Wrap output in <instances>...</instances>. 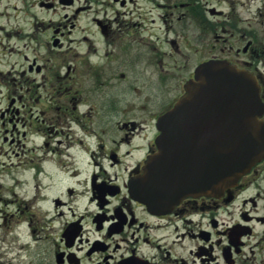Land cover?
Returning <instances> with one entry per match:
<instances>
[{
	"label": "flooded vegetation",
	"instance_id": "flooded-vegetation-1",
	"mask_svg": "<svg viewBox=\"0 0 264 264\" xmlns=\"http://www.w3.org/2000/svg\"><path fill=\"white\" fill-rule=\"evenodd\" d=\"M218 2L98 0L79 37L93 6L38 0L64 15L35 13L31 30L53 33L30 55L13 45H28L25 8L0 0V219L22 221L39 264H264V160L220 197L154 210L133 194L203 63L244 70L264 122V0ZM192 136L212 150V133Z\"/></svg>",
	"mask_w": 264,
	"mask_h": 264
},
{
	"label": "water",
	"instance_id": "water-1",
	"mask_svg": "<svg viewBox=\"0 0 264 264\" xmlns=\"http://www.w3.org/2000/svg\"><path fill=\"white\" fill-rule=\"evenodd\" d=\"M261 113L258 84L244 70L227 61L203 63L159 118L158 151L134 182V196L154 210L185 197L222 196L264 160ZM198 132L214 135L212 150L194 151Z\"/></svg>",
	"mask_w": 264,
	"mask_h": 264
},
{
	"label": "rangeland",
	"instance_id": "rangeland-1",
	"mask_svg": "<svg viewBox=\"0 0 264 264\" xmlns=\"http://www.w3.org/2000/svg\"><path fill=\"white\" fill-rule=\"evenodd\" d=\"M10 4L13 2L17 4L20 7H24L25 11L20 14V21L22 26L26 28L25 32V38L26 41L28 42L27 48H21L20 46L22 45V42L14 43V47H17L19 45V48L24 50L27 54H32L34 52H38L40 48V44H44V40L46 38H50L52 36V28L47 26L48 23H44L48 28H43L39 20H48L45 19L46 17H55L60 19L63 17L64 13L61 12L60 10L56 13V15H52L49 13H46L43 11H40L38 7L36 8V11L33 8L30 7V4H35L38 2V0H9ZM219 0H209V2L212 4H217ZM77 4L80 5H86L90 4L93 6V9L87 12H84L79 18L78 21H80L79 29L75 30V35L74 36H79L81 37V26H83V22L86 21L87 17H92L94 15L95 9L98 5V0H77ZM235 4L237 6V11L239 12H244L246 8L243 6H240L237 4L235 1ZM221 6L225 7V4L221 3ZM229 9V8H228ZM67 12L70 13L68 10ZM35 13L40 17L38 22H36L35 30H31L30 26V20L34 19ZM35 21V20H34ZM45 21V22H46ZM85 26V25H84ZM92 29V28H91ZM9 34L13 33L14 31L9 28ZM35 32V33H34ZM24 36V34H23ZM34 37H36L34 39ZM34 39V40H32ZM42 48V47H41ZM43 49V48H42ZM15 62H17V65L23 64L22 58L18 56H13ZM17 221L10 222L7 225L2 223V220L0 219V264H39V260L37 255L35 254V251H37V248L34 247V245H37V243H34V238H31L27 231L26 228L19 222L18 225H16ZM18 223V222H17Z\"/></svg>",
	"mask_w": 264,
	"mask_h": 264
}]
</instances>
